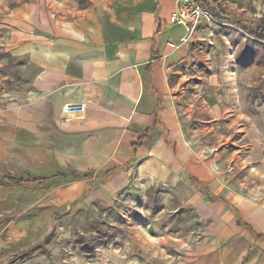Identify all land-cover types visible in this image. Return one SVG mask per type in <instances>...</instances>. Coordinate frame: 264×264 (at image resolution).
Listing matches in <instances>:
<instances>
[{
    "label": "crops",
    "instance_id": "obj_1",
    "mask_svg": "<svg viewBox=\"0 0 264 264\" xmlns=\"http://www.w3.org/2000/svg\"><path fill=\"white\" fill-rule=\"evenodd\" d=\"M178 2L59 14L33 0L6 15L9 50L30 75L23 101L0 108V179L47 180L0 187L31 188L48 228L54 217L91 220L140 185L180 189L195 227L171 264H264V199L218 175L173 100L171 72L187 58L183 29L169 23ZM58 256L27 264H65Z\"/></svg>",
    "mask_w": 264,
    "mask_h": 264
},
{
    "label": "rangeland",
    "instance_id": "obj_2",
    "mask_svg": "<svg viewBox=\"0 0 264 264\" xmlns=\"http://www.w3.org/2000/svg\"><path fill=\"white\" fill-rule=\"evenodd\" d=\"M31 1L0 0V108L23 101L30 75L11 54L1 21ZM45 1L66 14L125 0ZM200 1L215 21L199 24L186 60L173 67V100L218 175L264 199V0ZM32 191L0 187V264H27L51 251L65 264H171L195 227L193 212L179 202L180 189L140 185L91 220L54 217L51 228L48 214L33 206Z\"/></svg>",
    "mask_w": 264,
    "mask_h": 264
},
{
    "label": "built area",
    "instance_id": "obj_3",
    "mask_svg": "<svg viewBox=\"0 0 264 264\" xmlns=\"http://www.w3.org/2000/svg\"><path fill=\"white\" fill-rule=\"evenodd\" d=\"M203 20L215 21L213 16L208 13V9L199 0H179L176 8L169 16V23L181 27L184 31L180 38L181 43L188 42ZM81 111H83V105L80 103L69 104L64 108L66 115L78 114Z\"/></svg>",
    "mask_w": 264,
    "mask_h": 264
},
{
    "label": "trees",
    "instance_id": "obj_4",
    "mask_svg": "<svg viewBox=\"0 0 264 264\" xmlns=\"http://www.w3.org/2000/svg\"><path fill=\"white\" fill-rule=\"evenodd\" d=\"M200 1V0H199ZM73 178H78L77 176H73ZM44 180L47 179H20L17 177H12V176H7L3 179H0V182H5V183H9V184H17V183H21V182H33V183H38V182H42Z\"/></svg>",
    "mask_w": 264,
    "mask_h": 264
}]
</instances>
